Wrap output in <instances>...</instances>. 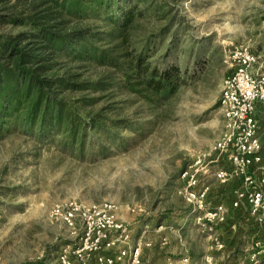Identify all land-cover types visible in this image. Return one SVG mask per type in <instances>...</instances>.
Returning a JSON list of instances; mask_svg holds the SVG:
<instances>
[{
  "label": "rangeland",
  "instance_id": "rangeland-1",
  "mask_svg": "<svg viewBox=\"0 0 264 264\" xmlns=\"http://www.w3.org/2000/svg\"><path fill=\"white\" fill-rule=\"evenodd\" d=\"M159 4L164 6L160 11ZM7 12L0 7V14ZM89 25L104 26L101 21ZM162 29H167L164 35ZM19 30L27 29L0 22V33ZM130 39L129 50L150 40L151 55L169 63L187 62L184 85L170 101L154 106L134 94L85 93L102 99L94 111L104 109L108 116L140 125L137 134L121 129L127 143L106 153L89 148L84 155L72 154L19 129L2 136L0 264H36L45 259L46 264H58L63 248L79 246L82 232L75 233L52 215L56 205L68 200L115 204L119 220L137 235L147 231L158 247L164 231L159 229L161 220L193 219L192 208L176 192L179 176L194 154L209 149L223 131L220 97L224 80L234 71L227 59L231 52L248 46L264 65V0H151L150 11L139 19ZM81 71L85 78L103 72L87 66ZM218 196L211 200L223 201ZM188 225L187 239L191 243L194 239L195 251L203 252L196 264H208L206 253L223 263L229 260L224 259L225 249L212 247L208 232L194 222ZM223 227L218 228L220 235ZM243 250L238 257L234 253L231 264H250V249Z\"/></svg>",
  "mask_w": 264,
  "mask_h": 264
},
{
  "label": "trees",
  "instance_id": "trees-1",
  "mask_svg": "<svg viewBox=\"0 0 264 264\" xmlns=\"http://www.w3.org/2000/svg\"><path fill=\"white\" fill-rule=\"evenodd\" d=\"M0 7L8 11L0 22L27 29L0 33V138L19 129L72 154L106 153L127 143L121 129L137 134L140 125L94 111L102 99L85 93L134 94L154 106L170 101L186 81L187 62L151 55L150 40L129 50L151 0H0ZM92 21L104 26L93 29ZM86 66L103 72L85 78Z\"/></svg>",
  "mask_w": 264,
  "mask_h": 264
},
{
  "label": "built area",
  "instance_id": "built-area-1",
  "mask_svg": "<svg viewBox=\"0 0 264 264\" xmlns=\"http://www.w3.org/2000/svg\"><path fill=\"white\" fill-rule=\"evenodd\" d=\"M227 59L234 71L221 91L223 131L209 149L194 154L176 191L192 208L195 224L209 233L216 251L225 249L218 228L226 224L230 208L247 207L264 229V157L257 121L258 108L264 111V68L261 56L245 45L236 47ZM234 179L240 185L227 200H211L210 180L224 185ZM52 215L75 233L82 232L79 246L68 245L59 252L58 264H141V248L129 245L131 229L119 220L115 204L68 200L56 205ZM205 259L208 264H224L210 254ZM247 261H264L263 237L255 239Z\"/></svg>",
  "mask_w": 264,
  "mask_h": 264
},
{
  "label": "crops",
  "instance_id": "crops-1",
  "mask_svg": "<svg viewBox=\"0 0 264 264\" xmlns=\"http://www.w3.org/2000/svg\"><path fill=\"white\" fill-rule=\"evenodd\" d=\"M262 66L264 68V65ZM257 121L264 157V111L260 108L257 111ZM210 181L213 186L211 198H215L219 194L218 199L220 200H227L232 195V192L240 185L238 179H234L224 185H220L214 180ZM192 220L189 221L185 217H181L180 220L175 222L165 219L161 220L159 222V229L164 231L161 233L159 247L154 244L155 241L150 239L147 231H142L137 235L136 231H132L131 228L132 237L129 245L131 247L140 246L141 264H196L198 258L203 256V252L199 253L195 251L196 243L194 239L192 243L187 239L186 230L188 229V224L194 222ZM223 228L224 230L221 231L220 237L225 243V250L222 253L224 254V259H229L228 261L225 260V264L226 262L227 264L233 263L234 253H237L238 257L242 251H245L243 248H247V250L251 249L255 239H259L260 232L263 231L250 216L247 207L238 210L230 208L227 222ZM226 252H228L227 255ZM213 253L216 255V252ZM207 254L209 253H206L205 256ZM231 255L233 257L230 259Z\"/></svg>",
  "mask_w": 264,
  "mask_h": 264
}]
</instances>
